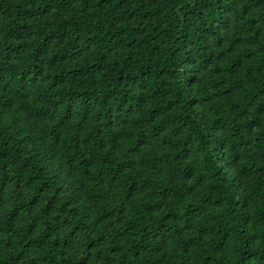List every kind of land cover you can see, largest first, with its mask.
<instances>
[{"label": "trees", "instance_id": "trees-1", "mask_svg": "<svg viewBox=\"0 0 264 264\" xmlns=\"http://www.w3.org/2000/svg\"><path fill=\"white\" fill-rule=\"evenodd\" d=\"M0 264H264V0H0Z\"/></svg>", "mask_w": 264, "mask_h": 264}]
</instances>
